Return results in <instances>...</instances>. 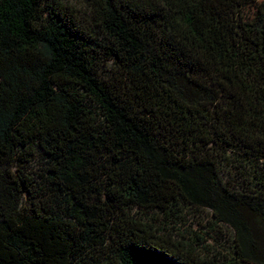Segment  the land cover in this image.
Masks as SVG:
<instances>
[{"label": "trees", "instance_id": "16d2710c", "mask_svg": "<svg viewBox=\"0 0 264 264\" xmlns=\"http://www.w3.org/2000/svg\"><path fill=\"white\" fill-rule=\"evenodd\" d=\"M78 1L0 0V264H264V0Z\"/></svg>", "mask_w": 264, "mask_h": 264}, {"label": "rangeland", "instance_id": "374dc122", "mask_svg": "<svg viewBox=\"0 0 264 264\" xmlns=\"http://www.w3.org/2000/svg\"><path fill=\"white\" fill-rule=\"evenodd\" d=\"M62 1L69 3L70 5H74V7H76V9L79 11L80 16H83V17H86L87 19H89V10L85 6V4L81 3L78 0H62ZM41 163H42L41 159L36 158L35 161L32 163L31 168L33 170H36L39 167H41ZM184 215H185L186 220H183L182 224L181 225L178 224L177 227H180L182 229H189L192 231L196 230L197 232L204 231V226L207 223V218L209 217V215L204 213L203 215L199 216L198 214H193L191 212H186V214H184ZM146 216L150 217V215H148V214ZM209 243H214V242L209 241ZM215 245H216V243H215Z\"/></svg>", "mask_w": 264, "mask_h": 264}]
</instances>
